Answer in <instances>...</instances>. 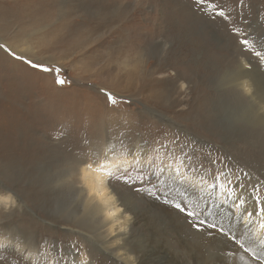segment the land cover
Wrapping results in <instances>:
<instances>
[{
    "label": "rangeland",
    "instance_id": "1",
    "mask_svg": "<svg viewBox=\"0 0 264 264\" xmlns=\"http://www.w3.org/2000/svg\"><path fill=\"white\" fill-rule=\"evenodd\" d=\"M257 51L264 0H0V229L34 234L41 252L35 261L1 239L0 264H125L96 222L81 231L64 220L91 211L83 165L101 171L106 152L138 142L142 160L107 176L136 204L130 255L238 264L244 240L198 202L202 187L264 198V126L233 82L244 61L264 73ZM164 169L192 177L193 195L175 190ZM240 199L230 212L241 221L250 215Z\"/></svg>",
    "mask_w": 264,
    "mask_h": 264
},
{
    "label": "bare ground",
    "instance_id": "2",
    "mask_svg": "<svg viewBox=\"0 0 264 264\" xmlns=\"http://www.w3.org/2000/svg\"><path fill=\"white\" fill-rule=\"evenodd\" d=\"M249 63V61H244L240 64V75L233 82L243 92L246 98L256 103L258 111L254 118L255 126H264V73L261 71L258 72L255 65L251 63L249 65ZM233 82L232 85H234ZM136 145L135 147L132 145L130 150H116L114 157H111L106 152L104 155L106 164L103 165L105 169L101 171L95 170L91 164L83 165L81 175L84 188L80 190L85 196V203L92 206L91 211L89 209L88 212L82 213V215L75 211V214L70 216L71 218L69 220H64V223L70 225L71 228L82 229L81 231L85 230L87 225L86 221L96 222L99 225L98 229L102 236V244L112 242L111 245L109 244L105 248L109 250L110 254L115 255L118 252L120 256L125 255L122 259L125 264H144L141 257H132L130 255L131 252H136L137 250L134 246L132 247V234L134 227L139 222V216L136 211V204L130 196L131 194L122 193L121 190L119 191L117 187L115 188L111 184L107 176L114 169L120 167L130 168L132 164L142 160L141 157L146 151L141 149L139 142ZM164 173L167 177L173 179L174 182H171V185L175 187V190H178L180 193L183 190L184 194L189 193L193 195V188L189 187L191 189L190 192L187 189V185L194 184L190 180L192 177L189 179L187 176H183L179 172H174L171 169H164ZM178 176L182 179L181 182L175 181ZM195 180L200 182L199 186L205 185L196 176ZM194 187L199 190V187L195 185ZM260 187L259 182H256L255 191L260 190ZM202 188L204 191L201 192L202 194L200 193L198 203L203 206L206 204L208 208H211L213 210L211 215H214L213 217L216 218V221L227 223L229 225L228 229L225 226L227 232H231L235 237L244 240V245L237 246V260H233L232 263L237 261L238 264H264V211H261V209H264V198L257 195L251 196L243 189L237 190L236 195L232 197L224 193L225 191L218 190V188H208L207 191L204 187ZM238 196L241 199L244 198V200L251 201L247 206L245 204L242 206L251 213V216L246 220L240 221L238 212H235L234 215L231 214L232 211L230 212L233 202L239 200L237 199ZM221 197H224L226 200H221ZM13 199L21 206V198L15 197ZM149 200L162 206L159 200ZM229 215L231 218H229ZM91 216L93 220H91ZM5 230L6 228L0 229V240L8 239L17 250L27 252L32 260H39L41 252L37 249L38 243L34 239V234L23 233L16 225L12 228L11 232ZM83 236L87 238V236ZM232 243L234 242L232 241ZM246 247L250 248V251L246 250ZM74 259L72 257L70 258L71 261Z\"/></svg>",
    "mask_w": 264,
    "mask_h": 264
},
{
    "label": "snow or ice",
    "instance_id": "3",
    "mask_svg": "<svg viewBox=\"0 0 264 264\" xmlns=\"http://www.w3.org/2000/svg\"><path fill=\"white\" fill-rule=\"evenodd\" d=\"M206 2H209V0H198L199 5H205ZM219 14H220L221 16L224 15V13H223L222 11H221ZM248 43H249V41H248L247 39H245V40L242 41V44H243L245 47H247ZM254 55H255L256 57L260 58L261 60H264V54H262L261 52H259V51L254 52ZM28 63H29V64H32V61H28ZM34 66H35V67H41V65H39V64L34 65ZM46 70H48V69H46ZM59 82H60V83H64L63 80H60ZM109 96H110V94H109ZM110 99H112L111 96H110ZM113 102H114V100H113ZM220 175H223V173H221ZM213 178L216 179V180L219 179L218 176H217V177H213ZM225 179H227V177H225ZM133 183H135V182H133ZM229 183H230V181H229ZM216 186H217L216 184L211 185V187H213V188L216 187ZM236 186H237V187H241V188L244 187L243 185L239 184V181L237 182V185H236ZM136 191H143V189H136ZM229 195H230V196L232 195V192H231V191H229ZM237 199H240V197L238 196ZM240 203L243 205V204H245L246 202H245L243 199H240ZM186 207H187V206L184 205V204H182V203H177V204H175V208L178 209V210H180V212L184 213L186 219H187V218H191V217H195L196 214H195L194 212L187 211V210H186ZM245 211H247L246 208H245ZM261 211H264V209H261ZM248 214L251 216V213H248ZM200 223H201V222H197L196 225H195L197 231H200V230H201V228H200ZM211 227L215 228L216 225L213 224V225H211ZM221 232H223V229H221ZM232 239L235 240V237H233Z\"/></svg>",
    "mask_w": 264,
    "mask_h": 264
}]
</instances>
